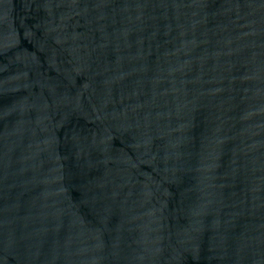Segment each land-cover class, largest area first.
I'll use <instances>...</instances> for the list:
<instances>
[{
  "label": "water",
  "instance_id": "water-1",
  "mask_svg": "<svg viewBox=\"0 0 264 264\" xmlns=\"http://www.w3.org/2000/svg\"><path fill=\"white\" fill-rule=\"evenodd\" d=\"M0 264H264V0H0Z\"/></svg>",
  "mask_w": 264,
  "mask_h": 264
}]
</instances>
